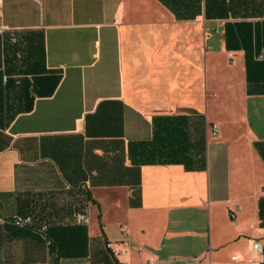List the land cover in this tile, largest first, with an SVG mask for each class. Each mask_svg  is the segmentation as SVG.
Segmentation results:
<instances>
[{
	"label": "crops",
	"instance_id": "0c3cea01",
	"mask_svg": "<svg viewBox=\"0 0 264 264\" xmlns=\"http://www.w3.org/2000/svg\"><path fill=\"white\" fill-rule=\"evenodd\" d=\"M156 129L179 162L134 160ZM255 237L264 0H0V264H234Z\"/></svg>",
	"mask_w": 264,
	"mask_h": 264
},
{
	"label": "built area",
	"instance_id": "2783aa9c",
	"mask_svg": "<svg viewBox=\"0 0 264 264\" xmlns=\"http://www.w3.org/2000/svg\"><path fill=\"white\" fill-rule=\"evenodd\" d=\"M213 134L216 135L218 132V124H213ZM78 219L80 222L88 224L90 222V213L87 208L82 209L78 212ZM13 223L18 227L28 226L33 222V218L30 215H16L12 218ZM41 232L47 237V244H51L48 234V225L44 224L41 226ZM248 254V259L243 260L239 254L235 253L231 256V260L234 264H264V237H255L252 238L251 244L246 249ZM48 264V263H43Z\"/></svg>",
	"mask_w": 264,
	"mask_h": 264
},
{
	"label": "trees",
	"instance_id": "16d2710c",
	"mask_svg": "<svg viewBox=\"0 0 264 264\" xmlns=\"http://www.w3.org/2000/svg\"><path fill=\"white\" fill-rule=\"evenodd\" d=\"M154 139H155V141H154L155 145L152 142H149V146H147L148 145L147 143H144V144L140 143L138 145L136 153L132 148V155L134 156V160H136L137 162H139V161H143V162H179L180 161L179 159H171V158L160 159V158H158V156L162 155V152L160 149H155V147L158 146L159 142L161 141V136L159 135V131L157 129L155 132ZM134 145H135V143H134ZM138 155H140L141 158ZM186 166L188 168L192 167V165H189V163H187V162H186Z\"/></svg>",
	"mask_w": 264,
	"mask_h": 264
},
{
	"label": "rangeland",
	"instance_id": "374dc122",
	"mask_svg": "<svg viewBox=\"0 0 264 264\" xmlns=\"http://www.w3.org/2000/svg\"><path fill=\"white\" fill-rule=\"evenodd\" d=\"M242 258H243L244 261H246L248 259V254L246 253V251L242 255Z\"/></svg>",
	"mask_w": 264,
	"mask_h": 264
}]
</instances>
